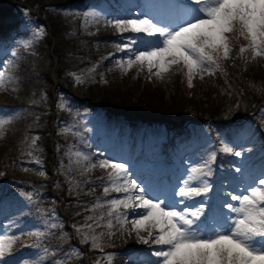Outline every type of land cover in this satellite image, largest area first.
Listing matches in <instances>:
<instances>
[{"label":"rangeland","instance_id":"rangeland-1","mask_svg":"<svg viewBox=\"0 0 264 264\" xmlns=\"http://www.w3.org/2000/svg\"><path fill=\"white\" fill-rule=\"evenodd\" d=\"M67 1L0 0V15H6L4 21L18 22L9 40L0 37V73L6 78L5 87L0 88V119L12 117L0 138V208L3 210L0 235L18 237L2 264H23L24 261L29 264H97V261L99 264H145L138 256L159 246L133 249V238L119 225L112 229L116 235L103 237L102 252L82 242L76 228L88 216L107 211L104 208L93 213L86 209H91L97 200L103 202L123 194L105 197L103 182L98 179L106 177L104 170L96 168L81 175L87 162L80 159L77 163L79 158L75 153L89 156L92 162L113 159L109 157L113 152L117 155L128 150L123 149V144L133 141L134 136L145 135L147 129V137L164 149V135L168 130L158 120L173 124L185 121L188 126L197 124V133L188 142L189 148L196 151L188 155L189 168L200 169L207 162L204 170L210 169L216 175L214 164L216 153L220 152L222 170L218 174L226 179L236 169L232 161L230 165L224 162L227 155L229 161L234 155L220 150L222 144H228L234 151H243L239 167L247 169L264 155L261 145L264 144V58L247 61L241 58L239 47L247 41L234 38L230 54L233 58L222 62L223 70L214 75L204 73L203 79L197 76L192 87L188 86L184 70L174 69L163 80L150 75L146 68L139 71L134 67L124 73L115 63L126 58L125 52H118L114 47L115 43L122 42L121 34L107 25L106 20L134 18L144 13L165 22L178 18L167 13L168 18L162 19L157 6H149L151 0H131L127 1L128 5L115 7L111 0ZM5 3L8 4L4 6ZM28 3L35 4V12L29 10ZM181 9L184 11L186 7ZM49 30L53 34L50 39ZM38 32L42 34L37 36ZM133 35L123 34L125 38ZM151 43L148 41L146 46ZM50 52L57 58L52 59ZM55 63L60 66L64 85L56 89L47 75L48 68ZM92 68L94 72L89 71ZM72 74L83 75L84 82L77 83ZM131 116L151 119L153 123L147 125L146 121ZM127 118L137 120L139 132H132L129 125H133ZM211 118L234 120L232 123H238L241 136L231 140L222 126L224 122L221 126L213 125ZM121 119L129 125L124 127ZM258 127L263 129L262 137H256ZM97 136L102 138L96 139ZM240 139L244 141L242 145ZM96 142L100 143L95 145ZM104 144L111 148L104 149ZM158 162L160 167L161 159ZM40 172L45 175L41 176ZM187 175L188 171L185 178ZM192 175L196 177V173ZM210 177L203 179L211 185ZM220 177L215 188L219 201L229 191L221 184L224 180ZM92 188L96 190L93 192ZM212 193L196 197L194 202H208ZM51 224L57 227L52 228ZM107 231L102 227L95 229L96 234ZM37 232L42 235H36ZM76 239L84 249L77 246ZM45 241H56L59 250L63 244H70L71 249L64 248L62 255L50 259L53 250L49 246L41 247ZM108 254L113 256L111 261L106 259Z\"/></svg>","mask_w":264,"mask_h":264},{"label":"snow or ice","instance_id":"snow-or-ice-1","mask_svg":"<svg viewBox=\"0 0 264 264\" xmlns=\"http://www.w3.org/2000/svg\"><path fill=\"white\" fill-rule=\"evenodd\" d=\"M189 4L176 21L165 22L148 13L106 20L107 25L121 34L122 42L115 43V49L126 53V58L116 60V66L124 73L134 67L139 71L146 68L150 75L161 80L174 69L184 70L188 86L192 87L197 76L203 79L204 73L214 75L223 70L222 62L233 58L230 54L234 38L247 41L239 47L241 58L246 61L264 58V0H189ZM126 32L134 35L125 38ZM41 34L38 32L37 36ZM148 41L152 42L151 46L141 47ZM245 53L249 55L245 57ZM89 71L94 72L95 68ZM72 75L77 83L84 82L83 75ZM5 84L6 78L0 73V88ZM11 122L12 117L0 119V138ZM35 143L36 138L32 145ZM220 150L243 156V151H234L228 144H222ZM69 154L71 156V149ZM75 155L79 158L77 163L80 159L87 162L81 175L96 168L104 170L106 177L98 179L103 182L105 197L112 193L123 194L103 202L97 200L91 209H86L93 213L107 209L99 216H88L85 223L76 228L82 242L90 243L93 249L102 252L103 237L116 235L112 229L119 225L128 235L134 232L140 243L159 246L150 253L155 260L145 264H264V173L247 188L224 193L229 198L221 206L227 209V213L222 214L224 223L209 227L201 221L205 201L189 204L212 191L211 185L203 179L212 174L210 169L204 170L207 162L200 169H188V175L172 193L179 199L170 200L163 190L157 194L149 182L134 178L126 162L109 158L92 162L83 153ZM235 171L239 173L240 167ZM193 173H196L195 178ZM40 175L45 173L40 172ZM97 227L108 231L96 234ZM17 239V236L0 235V264ZM106 259L111 261L113 256L108 254Z\"/></svg>","mask_w":264,"mask_h":264},{"label":"bare ground","instance_id":"bare-ground-1","mask_svg":"<svg viewBox=\"0 0 264 264\" xmlns=\"http://www.w3.org/2000/svg\"><path fill=\"white\" fill-rule=\"evenodd\" d=\"M130 237L133 238V241H132V245L134 246L133 249L145 245V244H143V243H140V242L137 240L136 235H135L134 232L130 235Z\"/></svg>","mask_w":264,"mask_h":264},{"label":"trees","instance_id":"trees-1","mask_svg":"<svg viewBox=\"0 0 264 264\" xmlns=\"http://www.w3.org/2000/svg\"><path fill=\"white\" fill-rule=\"evenodd\" d=\"M2 28H3V27H2V26H0V30H1V31H2V30H4V29H2ZM1 31H0V32H1Z\"/></svg>","mask_w":264,"mask_h":264}]
</instances>
